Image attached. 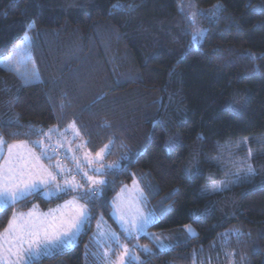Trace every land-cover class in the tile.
Masks as SVG:
<instances>
[{
	"label": "trees",
	"instance_id": "trees-1",
	"mask_svg": "<svg viewBox=\"0 0 264 264\" xmlns=\"http://www.w3.org/2000/svg\"><path fill=\"white\" fill-rule=\"evenodd\" d=\"M192 18L205 31L197 46ZM26 32L37 80L0 63L4 145L33 147L46 137L30 130L54 137L73 124L90 153L109 145L106 160L119 162L104 170L77 243L32 264H86L95 221L119 231L111 200L134 179L156 215L149 232L168 234L171 248L141 236L150 251L129 264H264V0H0V61ZM232 154L254 175L206 190ZM80 194L0 209V232L14 212Z\"/></svg>",
	"mask_w": 264,
	"mask_h": 264
},
{
	"label": "snow or ice",
	"instance_id": "snow-or-ice-1",
	"mask_svg": "<svg viewBox=\"0 0 264 264\" xmlns=\"http://www.w3.org/2000/svg\"><path fill=\"white\" fill-rule=\"evenodd\" d=\"M114 8H123V5H113ZM196 13H192L194 17ZM35 25L30 24L29 30ZM203 36V30H199L193 35V40L198 41ZM27 38V32L25 33ZM13 57L10 55L6 58V62L11 65ZM21 79L29 82L30 74H22ZM32 134L47 137L49 140L54 129H49L48 132L42 130H30ZM44 139H40L33 143V147H40V155H36L26 144H10L7 145V154H3L4 141L0 138V155H3V162L0 163V209H6L9 206L15 205L17 202L23 201L35 194L50 196L54 193L50 190L51 184L55 181L56 175L42 163V158L51 160L44 149ZM107 148V146H105ZM100 153H97V159L100 158ZM89 165L93 161H88ZM59 167V165H57ZM80 164H77V168ZM119 167V165H109L108 168ZM100 169L95 170V175H102ZM87 176L88 185L85 190V185L78 184L73 180H65L64 186L56 185V192L79 191V200H84V204L78 203V199L69 201L65 207L71 208V215H61L59 217L54 214L48 216H38L34 212L28 213L27 216L17 215L13 213L12 218L8 221V226L0 233V251H6L13 260L5 261V264H32L33 257L47 255L51 250L66 246L71 242L72 237L78 233L81 226L89 218L88 203L94 201L100 194L98 186L105 183L100 179H95L92 175ZM254 175V170L249 166L244 171V178ZM237 179H241L238 175ZM135 185V181L133 182ZM213 190H219L214 188ZM142 196V194H141ZM156 220L154 212H143L137 208L130 214L121 213L120 224L125 235L132 237L134 234L143 233L147 235L146 228L149 224ZM187 231L191 232L189 227ZM109 239H117L115 234H111ZM149 239H158V237H149ZM143 251H150L145 245ZM129 252L127 247H124V253L120 257V264H124V255Z\"/></svg>",
	"mask_w": 264,
	"mask_h": 264
},
{
	"label": "rangeland",
	"instance_id": "rangeland-1",
	"mask_svg": "<svg viewBox=\"0 0 264 264\" xmlns=\"http://www.w3.org/2000/svg\"><path fill=\"white\" fill-rule=\"evenodd\" d=\"M192 21L196 25L197 32L199 30H203V36H204L205 34L204 29H201L199 28V26H197V22L194 18H192ZM199 42L200 40L198 41L193 40V44L195 46H197ZM10 55L13 57L12 64L9 65L6 62V59H4V61H0L1 65L14 71L20 77L22 74H30L31 75L30 81L37 80L36 73L31 69L30 66L27 65V61L30 58L28 38H24L19 43V45L16 47V50ZM44 141H45L44 144L46 148L48 149L50 148L52 150V155H55L56 158L60 159L59 162L66 161L64 170L63 171L61 170L62 171V173L60 174L61 179L59 180L55 179L53 186L50 187V190L54 193L53 195H50L52 197L65 193V192L55 191L56 185L64 186L65 180L75 179V182H77L78 184H81L83 181L84 185L89 187L87 176L84 175L85 172H87L88 175H92L95 179H100V180L105 181L104 176L101 175V177H98L97 175H95V170L100 169L101 172L103 173L104 170L111 169V168H108L109 165H118L119 163L118 160H111V161L106 160V157L109 153V148H110L109 145H106L107 148L104 146L99 152H97L101 154L100 158L97 159V156H96L97 153L92 154L85 148L84 140L81 137L80 133L78 132L77 128L73 124H70L69 126H67L63 132L56 133L54 137L51 136L50 140L47 137L44 138ZM72 143H74V145ZM66 152H68L70 155H73L71 156L73 157V160H71L70 164L73 166V171H78L79 173L78 180L73 176V173H70L68 169L70 167V164L67 162V160H65L66 156L64 154ZM36 155H39V154L36 152ZM248 155H249V152H246L245 157H247ZM49 156H51V153L49 154ZM228 159L229 161H231L228 164L230 169H229V172H226L225 179L222 180L221 182H216V183H213L207 186L206 190L212 191L214 188H219V190L223 188H227L231 184L240 180V179H237L238 175L241 177V179L244 178V174L242 173H244V171L249 167V164L245 162L244 160H239L237 157H235L234 154L230 155ZM1 160H2V157H0V161ZM89 160L93 161L91 165H89L88 163ZM78 163L80 164L79 168H77ZM61 165H62V162H61ZM134 181H135V185L133 183ZM102 185L92 186V187H98L101 192ZM42 196L45 199L52 198L49 196L47 197L44 195ZM111 207H112V216L116 220L119 231L117 232L114 229H112L104 221L102 216H100L95 221V226H94V230L92 233V244L90 243V245L87 246L86 252L84 254L85 259H86V264H96V263L97 264H120V257L124 253V247H127L129 249V252L126 255H124V264H129L130 262H136L139 260V256L137 255L136 249L143 250L145 245H140L139 241L136 239L141 236H144V234L143 233L139 235L134 234L132 237H127L123 229L121 228V224H120L121 213L130 214V212H134L137 208H139L145 213L149 212V210H146L144 208L145 198H144L143 192L138 182L135 179L130 184L123 185L118 190L114 198L111 200ZM49 208H51V206L48 207L47 209ZM85 222L81 226L80 231L72 237L71 242L69 244H67L66 246L55 248L51 251H54L57 249L59 250L62 248L73 247L77 243V237L79 236V234L84 231ZM151 224H149L148 227ZM148 227L146 228V232H147L146 236L158 237V239H151V241L157 246V248H159L160 250L171 248V242L169 240L168 234L149 232ZM3 231L4 230H2L0 233H3ZM190 233L193 234V231H191ZM111 234H115V237L117 239L115 240L109 239L108 237ZM129 241L131 242L130 244L128 243ZM146 246L148 247V245ZM115 250H118L119 254L113 257L116 252ZM40 256L36 258H39ZM13 259L14 257H10L6 251H0V264H5V261H10Z\"/></svg>",
	"mask_w": 264,
	"mask_h": 264
},
{
	"label": "crops",
	"instance_id": "crops-1",
	"mask_svg": "<svg viewBox=\"0 0 264 264\" xmlns=\"http://www.w3.org/2000/svg\"><path fill=\"white\" fill-rule=\"evenodd\" d=\"M1 138V137H0ZM20 143H23V144H26L27 146H28V148H30L33 152H35V154H36V150L32 147V146H30L29 144H27V143H24V142H17V143H12V144H20ZM73 145H74V143H72ZM10 145V144H9ZM68 145V144H67ZM69 146V145H68ZM46 148V146H45V144H44V149ZM46 151H47V153H48V155L51 153V155H52V150L49 148H46ZM6 152H7V145L5 146V145H3V154L4 155H6ZM66 157H65V160H67V162L70 164L71 163V160H73V157H71V156H73V155H70L68 152H66L65 154H64ZM53 156H55V155H53ZM0 157H2V160L0 161V163H2V161H3V158H4V156L3 155H0ZM60 161V159H58V158H56L54 161H51V165H46L44 162H42L41 161V163L46 167V168H48L50 171H52L54 174H57L56 175V178L55 179H57V180H59V179H61V177H60V174L62 173V171L64 170V166H65V164H66V161L65 162H63V161H61L62 162V165H61V162H59ZM57 165H59V167H57ZM69 169V171H70V173H73V176L78 180L79 178H78V175H79V173H78V171H73V166L70 164V167L68 168ZM62 170V171H61ZM90 173V172H89ZM72 179V178H71ZM54 183V182H53ZM53 183L51 184V187L53 186ZM77 183V182H76ZM82 185H84V182L82 181V183H81ZM69 191H71V190H69ZM74 192V191H73ZM49 197H52V196H49ZM54 197V196H53ZM74 199H76V198H73V197H71V198H68V199H66V200H64L63 202H60V203H58V204H55V205H53V206H51V208H49V209H45V210H42V209H40L39 207H37V206H33L32 208H30L29 210H27V211H24V212H15L17 215H23V216H27L28 215V213H30V212H34L36 215H38V216H41V217H43V216H48L49 214H54L55 216H57V217H59V216H61L62 214L63 215H65V216H67V215H71L72 214V209L71 208H67V207H65L66 205H67V203L69 202V201H72V200H74ZM78 203H80V204H82L79 200H78ZM12 218V217H11ZM78 238V237H77ZM58 250V249H57ZM54 251H56V250H54ZM51 252H53V251H51ZM51 252H49V253H51ZM48 253V254H49ZM42 256H44V255H42ZM41 257V256H40ZM35 259H37L36 257H33V259H32V261L33 260H35Z\"/></svg>",
	"mask_w": 264,
	"mask_h": 264
}]
</instances>
